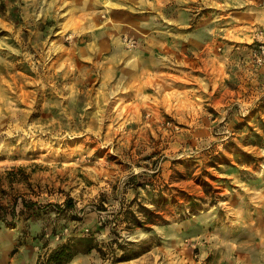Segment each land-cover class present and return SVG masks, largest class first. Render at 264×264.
<instances>
[{"label":"rangeland","instance_id":"1","mask_svg":"<svg viewBox=\"0 0 264 264\" xmlns=\"http://www.w3.org/2000/svg\"><path fill=\"white\" fill-rule=\"evenodd\" d=\"M248 3L0 0V264H37L89 232L103 251L68 264H242L264 250V27ZM94 32L105 50H83ZM138 52L201 67L169 61L180 75L160 80ZM136 198L167 220L129 227Z\"/></svg>","mask_w":264,"mask_h":264},{"label":"trees","instance_id":"2","mask_svg":"<svg viewBox=\"0 0 264 264\" xmlns=\"http://www.w3.org/2000/svg\"><path fill=\"white\" fill-rule=\"evenodd\" d=\"M237 148V146H236ZM239 148V147H238ZM198 197L196 195H189V199L191 202V206L198 204L196 201ZM138 199H134L131 201V206H133ZM24 203L29 205H35L37 201H24ZM138 206L136 209L127 208L126 209V217L131 225L129 227L134 226H145L148 229H152L148 223H159L166 221L167 219L163 216L162 213L159 212V208H152L148 206L146 203L142 201H138ZM59 204L60 211L68 210L69 208L75 207V200L73 197H68L66 199V203H56ZM102 208H107L103 205ZM12 214L17 216V201L11 208ZM8 212V207L6 205H2L0 207V215H6ZM141 214L144 217H141ZM74 218H80L77 213H74ZM0 248H1V241H0ZM98 249L99 251H103V248L100 246V241L98 237L95 235V232L83 233L80 235H73L69 237L67 240L60 242L57 246H55L49 255L47 256L46 260H38L37 264H68L72 259H74L80 252H89L93 249ZM132 252L125 250V252L120 256L122 259H129L131 258ZM134 254V253H133Z\"/></svg>","mask_w":264,"mask_h":264},{"label":"crops","instance_id":"3","mask_svg":"<svg viewBox=\"0 0 264 264\" xmlns=\"http://www.w3.org/2000/svg\"><path fill=\"white\" fill-rule=\"evenodd\" d=\"M249 5H250V7H252V12L248 13V17H247L248 21L251 22L252 24H255V23L258 24L259 27H264V0H250ZM98 23L100 24V22H98L97 20L95 22H93L94 27L96 26L95 24H98ZM86 30H87V32L93 31V29H91V28H87ZM97 33L98 32L91 33V38L86 42L85 45L82 46L83 50H86L88 52H90V51L94 52L97 50L98 52H100V51L105 50V48H107V46L105 45V42H110V39H103L104 36L102 37V34H97ZM80 34L81 33H79V36H80ZM88 34H90V33H88ZM99 39H102V41H99ZM111 43H114V41L112 40ZM149 57L150 56H148L147 53L142 54V53L138 52L136 55V60H134L135 64H136L135 66L139 68V73H143L145 70H149L150 74H151V72L155 73L157 75L156 76L157 78H158V76H160L161 78H166L167 75L172 74V73L180 75V73H177L176 71L170 70L171 67L168 66L169 61H172V64L177 65L181 69H183V67L188 68L187 69L188 71H191V70L196 71L199 67H201L200 64L197 63L198 62L197 57H195L194 55L189 56L188 54H185L183 52L182 53H176L175 56L166 54L164 58L159 60L160 61L159 64H157L159 62V61H157V59L160 57L154 56L152 58L150 57L151 59H149ZM144 58H147V62L144 61ZM186 61L188 63H186ZM142 63L146 64V69H143ZM182 63L184 65H181ZM158 79H160V78H158ZM137 82L139 83L140 80L137 79ZM263 239H264V237H263ZM263 239H261V240H263ZM55 246L56 245H54V247ZM251 254H252V256L250 255L251 259H244L245 261L242 264H264V250H262V249L255 250L254 252L252 251ZM254 255H257V256H254ZM252 258H254L255 260ZM229 264H231V263H229Z\"/></svg>","mask_w":264,"mask_h":264},{"label":"built area","instance_id":"4","mask_svg":"<svg viewBox=\"0 0 264 264\" xmlns=\"http://www.w3.org/2000/svg\"><path fill=\"white\" fill-rule=\"evenodd\" d=\"M255 37L259 40L256 56L260 63H264V28H259L256 31ZM126 41L128 45L133 46L137 43L136 39L133 37H127Z\"/></svg>","mask_w":264,"mask_h":264},{"label":"bare ground","instance_id":"5","mask_svg":"<svg viewBox=\"0 0 264 264\" xmlns=\"http://www.w3.org/2000/svg\"><path fill=\"white\" fill-rule=\"evenodd\" d=\"M10 245V244H9ZM8 248H9V246H8ZM8 248H6V249H8ZM3 249H4V247H3Z\"/></svg>","mask_w":264,"mask_h":264}]
</instances>
